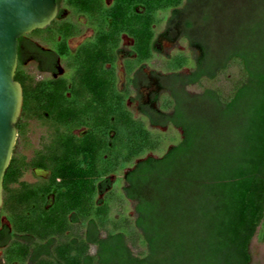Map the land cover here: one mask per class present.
<instances>
[{
    "label": "trees",
    "instance_id": "trees-1",
    "mask_svg": "<svg viewBox=\"0 0 264 264\" xmlns=\"http://www.w3.org/2000/svg\"><path fill=\"white\" fill-rule=\"evenodd\" d=\"M65 1L89 19L97 15L106 26V60L122 31L135 37L138 60H148L154 42L158 52L151 25L161 21L158 11L171 9L170 27L182 26L173 38L185 37L193 54L177 51L164 58L169 64L164 62V70L176 76L181 87L166 98L156 93L153 109L162 124L170 121L182 130L181 138L157 156L140 157L156 150L160 139L132 116L109 70L104 83L91 86L103 90L105 98L78 100L72 107L57 84L27 82L19 60L14 76L23 87L18 135H24L22 118L30 112L40 116L47 110L64 126L85 124L89 110L101 115L83 138L57 132L46 151L28 162L49 169L48 181H20L27 163L13 153L0 209V217L5 216L15 233L3 250L6 259L21 261L29 253L30 246L17 235L29 232L47 240L34 247L36 252L52 248L65 264H250L252 238L264 239V0H250L232 48L211 55L188 35L192 22L182 16L183 0H113L110 6L102 0ZM54 25L52 21L43 29ZM58 30L67 34L70 27L64 24ZM91 56L86 50L84 61L92 62ZM231 63L237 64L238 77L230 88H186L204 78L215 79ZM184 67L189 68L186 74L180 71ZM189 102L196 103L195 113L188 112ZM135 156L140 158L124 174L121 188L122 199L132 202L133 219L111 218L113 183L105 175L124 168ZM78 222L88 230L85 237L68 236L50 245L54 236ZM134 229L145 243L143 255L132 251ZM8 233L0 220V247ZM89 244L96 246L94 254L88 253Z\"/></svg>",
    "mask_w": 264,
    "mask_h": 264
},
{
    "label": "flooded vegetation",
    "instance_id": "flooded-vegetation-1",
    "mask_svg": "<svg viewBox=\"0 0 264 264\" xmlns=\"http://www.w3.org/2000/svg\"><path fill=\"white\" fill-rule=\"evenodd\" d=\"M55 1L58 10L52 21H55V26L59 28L66 24L70 27V30L66 32L67 34H65V31L59 30L55 33L52 32L53 34L50 37L34 36L30 34L32 33L31 31L18 38L17 64L19 60H21V67L24 74L27 76V82L30 81L33 85L42 82L57 84L60 86L59 88L60 92L63 93L62 95L70 100V104L73 107L74 102L78 100L89 102L91 100H103L105 98L106 94L103 90L100 89L97 92V90L91 88V86L93 85V87H95L97 82L99 85L104 83L107 71L109 70L114 78L115 86L125 94L124 100L128 108L130 103H135L134 110L129 109L132 116L142 122L143 128L151 135H156V132L160 129L172 128L179 132V140L182 130L174 126L170 121H167L166 124L161 123V116L154 111L156 104L153 100L156 93H158L159 96L162 93H166L167 96H170L176 86L178 88L181 87L179 84L176 85V76L171 74V72L155 70L152 67L154 66V57L162 54V45L174 42L175 39L173 37H175L174 35L178 31L177 29L182 28L181 24L178 26L175 25L174 28L170 27L171 9L167 14H164L163 11H158L157 13L159 17H162L161 21L166 20L163 30L157 33L155 24L151 25L155 32V38L158 41L156 46L158 52H154L153 50L155 46L154 42L153 48L151 49L152 56L148 60H138L136 40L129 31H122L119 33L117 40H115L114 44L109 48L110 56L108 60H106L107 46L105 32L108 31H106V26L101 24L97 15L91 20L86 15L75 12L65 0ZM102 3L105 6H110L113 0H102ZM135 9L138 10L137 7ZM100 27H102V29ZM167 28L166 35L162 36L161 34L164 33ZM86 46H88V48H86ZM86 50H90L91 57L94 59L92 62L84 61V52ZM74 63L76 66H74ZM73 67H77L78 71V73L74 75L69 73ZM185 69L184 67L180 70L182 74L188 73V71H184ZM168 78L173 79L175 82L171 81L168 84ZM79 82L84 84L86 87L85 91L77 88ZM167 111L170 112L171 109ZM41 112L40 116L34 112H30L22 118L24 135L29 129L31 120L37 121L43 129V132L39 135L41 141L31 149V153L21 154L24 158V162L27 164L24 165L19 180L29 184L48 181L50 179L49 169H40L35 166H30L28 162L46 151L50 140L55 137L57 132H68L74 137L81 139L87 132L91 131L92 128L91 124L88 122L90 115L85 118V124L75 126L72 122L69 126L58 125V127H53V125L49 124L50 122L48 123L46 121L52 118L49 112L47 110ZM155 121H158V123L156 124ZM112 135L113 133L110 132V136ZM175 142L176 141L168 144V146L175 144ZM153 152L154 150H146L140 157H145L147 155L157 156L154 155ZM140 157H133L124 168H118L115 172H109L105 175L108 176L109 180L113 183L111 189L120 181V189L122 188L125 183L124 174L128 169L132 168L133 164ZM26 174H29L31 179L23 178ZM100 180L101 179L98 181ZM0 220L9 227V238L5 242V245L0 247L2 250L0 264H39L44 260L54 264H65L62 263L63 261L59 259L58 255L52 253V248H49L47 252L43 248L40 249L41 252L40 250L36 252L34 247L45 244L47 240H41L29 232L17 234L20 236V242L30 246L29 253L26 254L21 261H8L3 254V250L9 247L15 233L13 234L11 232L10 224L7 222L4 215L0 217ZM87 231V228L80 222L72 224L63 234L54 236V238H52L53 243L50 245L56 244L61 240L63 241L68 236L73 237V235H78L85 237ZM101 235L104 236V233L101 232ZM95 252L96 246L94 244H89L88 253L94 254Z\"/></svg>",
    "mask_w": 264,
    "mask_h": 264
},
{
    "label": "rangeland",
    "instance_id": "rangeland-1",
    "mask_svg": "<svg viewBox=\"0 0 264 264\" xmlns=\"http://www.w3.org/2000/svg\"><path fill=\"white\" fill-rule=\"evenodd\" d=\"M250 0H183L182 5V16L184 19L188 18L192 22V26L187 30L188 35L203 44L207 52L211 55L219 51L220 49L226 47L227 49L232 48V45L235 41V30L237 26L242 22L246 21V11L247 5ZM255 4V3H254ZM251 6V5H250ZM170 9L162 10L164 14L169 13ZM180 16V15H179ZM183 17L175 18L180 20ZM92 20V19H91ZM166 24L165 21H160L156 23L155 26L156 32L163 30ZM51 26L49 29H41L39 31L30 33L31 35L38 37H47L51 36L53 33L58 31L59 27ZM102 29V27H100ZM53 32V33H52ZM106 33V32H105ZM88 48V46H86ZM162 54L156 55L154 57V66L155 70H164V58L166 55H171L177 51H182L189 55L193 54L192 49L189 47V41L183 36H177L174 42L168 44L165 43L162 45ZM192 63V61H191ZM190 63V66L192 65ZM165 65H169L168 62H165ZM74 66L75 63H74ZM189 66V67H190ZM185 72L189 71V68L184 70ZM72 72V73H71ZM70 74L74 75L78 73L77 67H73L70 71ZM238 77V68L237 64L231 63L226 70L219 73L215 79L204 78L200 83L190 85L188 89L193 92H199L205 87H214L219 88L223 87L224 89L230 88L232 82ZM173 79L168 78L167 83L169 84ZM175 82V81H174ZM77 88L79 90H84L86 87L82 82H79ZM177 85V84H176ZM177 88V86H176ZM77 90V89H76ZM84 93V92H81ZM167 94L162 93L160 98H166ZM165 100V99H164ZM84 102V101H79ZM135 103H130L129 108L134 110ZM196 103H190L187 105L188 112L195 113ZM89 120L88 122L93 125V122H99V114L95 110H89ZM53 127H58L60 124L59 121L51 118L46 120ZM41 125L35 121L31 120L29 129L26 131L25 135H17V140L14 146L13 153L16 155H21L31 153V149L38 145V142L41 141L39 135L43 132ZM156 135L160 138L159 147L154 150V155L161 154L167 147L168 144L173 143L178 140L179 132L172 128H163L156 132ZM29 174H26L23 178H30ZM31 179V178H30ZM121 181L114 185L113 191L114 194L109 200V216L112 218H123L126 217L130 221L133 219V205L130 201L122 199V192L120 191ZM104 196V194L100 195ZM121 198V199H120ZM135 230V229H134ZM130 245L132 246V251L134 254L143 255L146 251L145 243L138 233L135 230L134 239H132ZM250 252H251V262L250 264H264V239L258 240L257 235H255L250 243ZM2 250L0 249V261H1Z\"/></svg>",
    "mask_w": 264,
    "mask_h": 264
},
{
    "label": "water",
    "instance_id": "water-1",
    "mask_svg": "<svg viewBox=\"0 0 264 264\" xmlns=\"http://www.w3.org/2000/svg\"><path fill=\"white\" fill-rule=\"evenodd\" d=\"M55 0H0V209L3 178L17 140L23 106L21 83L14 79L18 38L48 26L57 14Z\"/></svg>",
    "mask_w": 264,
    "mask_h": 264
}]
</instances>
